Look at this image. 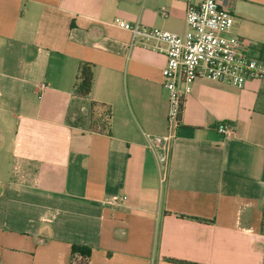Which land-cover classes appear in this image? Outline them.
Segmentation results:
<instances>
[{
    "label": "crops",
    "instance_id": "0c3cea01",
    "mask_svg": "<svg viewBox=\"0 0 264 264\" xmlns=\"http://www.w3.org/2000/svg\"><path fill=\"white\" fill-rule=\"evenodd\" d=\"M219 1L264 60V0ZM186 3L0 0V264H69L72 245L88 264H264V79L193 82L163 181L146 146L167 131L166 58L117 23L182 35Z\"/></svg>",
    "mask_w": 264,
    "mask_h": 264
},
{
    "label": "built area",
    "instance_id": "2783aa9c",
    "mask_svg": "<svg viewBox=\"0 0 264 264\" xmlns=\"http://www.w3.org/2000/svg\"><path fill=\"white\" fill-rule=\"evenodd\" d=\"M185 21L186 31L182 35L138 22L117 23L130 33L132 42L152 43L166 58L161 77L168 100L167 131L162 136L144 135L147 148L155 155L161 181L168 172L184 101L194 81L206 80L242 89L247 81L264 79V60L248 55L246 43L231 34L233 16L219 0H187ZM39 89H45V85H39ZM216 131L226 139L236 135L235 127L227 122L219 124ZM126 199L113 195L104 203L113 208Z\"/></svg>",
    "mask_w": 264,
    "mask_h": 264
},
{
    "label": "trees",
    "instance_id": "16d2710c",
    "mask_svg": "<svg viewBox=\"0 0 264 264\" xmlns=\"http://www.w3.org/2000/svg\"><path fill=\"white\" fill-rule=\"evenodd\" d=\"M92 82V64L87 62H80L77 66L74 79V93L77 98L86 99L90 94ZM94 105V104H93ZM107 120L102 126L106 125L107 134L109 133V117L110 110H107ZM262 226L264 227V208L262 213ZM91 249L87 246L72 245L69 264H88ZM166 261L174 264H197L193 262H186L174 259H166Z\"/></svg>",
    "mask_w": 264,
    "mask_h": 264
},
{
    "label": "rangeland",
    "instance_id": "374dc122",
    "mask_svg": "<svg viewBox=\"0 0 264 264\" xmlns=\"http://www.w3.org/2000/svg\"><path fill=\"white\" fill-rule=\"evenodd\" d=\"M97 106H93V108H96Z\"/></svg>",
    "mask_w": 264,
    "mask_h": 264
}]
</instances>
